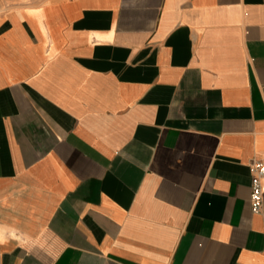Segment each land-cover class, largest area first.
I'll list each match as a JSON object with an SVG mask.
<instances>
[{"label": "crops", "instance_id": "crops-1", "mask_svg": "<svg viewBox=\"0 0 264 264\" xmlns=\"http://www.w3.org/2000/svg\"><path fill=\"white\" fill-rule=\"evenodd\" d=\"M256 160L264 0H0V264H264Z\"/></svg>", "mask_w": 264, "mask_h": 264}, {"label": "built area", "instance_id": "built-area-1", "mask_svg": "<svg viewBox=\"0 0 264 264\" xmlns=\"http://www.w3.org/2000/svg\"><path fill=\"white\" fill-rule=\"evenodd\" d=\"M252 182H251V208L253 213H259L264 204V162L256 160L251 164Z\"/></svg>", "mask_w": 264, "mask_h": 264}]
</instances>
